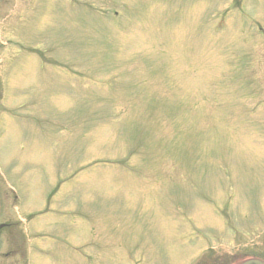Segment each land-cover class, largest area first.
<instances>
[{"label":"rangeland","instance_id":"1","mask_svg":"<svg viewBox=\"0 0 264 264\" xmlns=\"http://www.w3.org/2000/svg\"><path fill=\"white\" fill-rule=\"evenodd\" d=\"M233 1L10 0L0 31L37 15L35 50L69 69L12 61L16 33L0 35V171L29 187L21 212L49 207L0 264L264 257L233 234L264 226V0Z\"/></svg>","mask_w":264,"mask_h":264},{"label":"water","instance_id":"2","mask_svg":"<svg viewBox=\"0 0 264 264\" xmlns=\"http://www.w3.org/2000/svg\"><path fill=\"white\" fill-rule=\"evenodd\" d=\"M241 264H264V263L261 262V261L252 259V260L245 261V262H243Z\"/></svg>","mask_w":264,"mask_h":264},{"label":"flooded vegetation","instance_id":"3","mask_svg":"<svg viewBox=\"0 0 264 264\" xmlns=\"http://www.w3.org/2000/svg\"><path fill=\"white\" fill-rule=\"evenodd\" d=\"M1 190V189H0Z\"/></svg>","mask_w":264,"mask_h":264}]
</instances>
